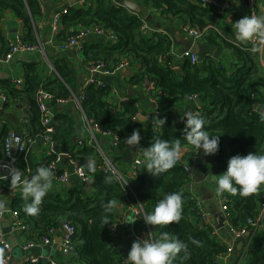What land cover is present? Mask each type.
<instances>
[{
    "label": "trees",
    "instance_id": "1",
    "mask_svg": "<svg viewBox=\"0 0 264 264\" xmlns=\"http://www.w3.org/2000/svg\"><path fill=\"white\" fill-rule=\"evenodd\" d=\"M62 3L64 0H51ZM97 6L75 8L69 10L63 17L60 31L57 35L61 44L85 27L99 26L115 36L109 40L105 36L106 45H95L86 53L84 65L96 60H104L108 67L116 68L123 58L131 61V66L138 68L132 77L134 84H153V98L169 101L203 99L205 106L200 116L206 121L205 129L210 135L220 136L219 151L216 153V164L211 171L215 178L227 170L229 159L237 154H264V116L255 108V103L264 106V72L260 62V53L253 52L255 44H238L226 32L217 30L222 18L214 7L204 8L190 0H136L143 10L156 13L157 27H168L175 19L181 21L183 28L189 24L203 32V36L193 39L201 42L205 49H220L222 56L214 58L207 53L196 54V62L191 58L175 56L172 53L173 40L161 33H145L141 27L142 17L135 15L123 6H118L114 0H95ZM243 1V17L252 15L249 0ZM13 11L24 24L25 32L22 40L28 46L39 45V31L35 28L36 19L43 15V4L40 0H0V56L9 51V44L1 29V16L4 11ZM204 51V50H203ZM226 53V54H225ZM91 54V56H90ZM38 63L27 64V75L24 86L16 87L11 80H0V94H6L8 101L0 104L9 108L15 102L28 103L31 113V128L28 134L35 139L26 151L17 157L15 167L21 170L24 178L30 179L36 170L43 166L49 168L51 162L59 155L53 151L50 156L40 161L37 151L45 149L47 142L58 147L70 146L78 129V117L83 114L92 126L101 132H112L120 139L119 144L125 145V138L134 130L141 134L140 145L134 150L135 155L149 147L156 140H167L169 143L180 140L185 156L191 157L199 152L184 138L185 126L178 124L176 113H151L145 121H138L140 108L134 99L117 101L111 86L103 80V86L90 85L76 90V71L65 59L55 60L56 75L42 81L39 76ZM40 88L52 94L54 100H67L65 108L53 117L54 130L47 133L42 123L41 113L36 102ZM84 95L82 110H76L74 97ZM163 120L165 122H163ZM158 127V130L155 128ZM11 133L8 127L0 129V161L8 162L5 153L6 141ZM19 133V132H16ZM49 136L50 140H46ZM140 148V149H139ZM137 150V151H136ZM69 152L73 160L83 161L85 157L100 158L98 150L93 146H70ZM202 153V150H201ZM184 156V157H185ZM60 168V167H59ZM60 170L63 172L60 168ZM84 170L92 179L91 191L80 189H63L59 185L50 188L40 205L37 215H29L24 206L22 196H16L10 210H17L27 225L23 235L31 242L39 241L51 227L61 229V225L70 223L76 228L73 238L74 246L65 256L71 264H128L127 254L121 238L112 233L111 227L117 222L116 204L127 200L134 207L143 208L144 214L154 210L158 201L168 193L183 194V212L179 222L164 226H152L144 222L143 216L134 223V231L138 236L143 234L158 238L161 232H167L172 238L179 239L187 245L188 252L183 251L174 259L173 264H218L217 258L227 251L218 240L213 226L203 224L197 215L196 202L191 194L185 191V185L190 180V172L183 164H178L159 176H154L145 170L144 164L138 167L136 175L127 181L129 187L113 178L106 181L110 175L97 168L90 171L87 164ZM3 189H11L10 181H3ZM263 185L257 192L247 197L238 193H225V205L229 215V224L236 230L249 229L248 221L257 220L260 214L259 195ZM114 202L110 213L104 206ZM110 219L105 224L104 217ZM4 249L0 245V258ZM239 264H264V238L248 244L247 250L239 259ZM34 264V263H27ZM36 264H48L41 261Z\"/></svg>",
    "mask_w": 264,
    "mask_h": 264
},
{
    "label": "crops",
    "instance_id": "2",
    "mask_svg": "<svg viewBox=\"0 0 264 264\" xmlns=\"http://www.w3.org/2000/svg\"><path fill=\"white\" fill-rule=\"evenodd\" d=\"M43 4V15L36 19L35 28L38 34H40L39 45L34 46L33 49H22L16 52L9 62H0V80H11L15 82L16 80H22L23 84L27 75V64L38 63L39 65V76L42 81L48 78H52L56 75L55 67L53 62L59 59H65L70 64L71 67L76 71L77 77L75 80V88L81 91L84 87L85 80L90 77V74L85 68L84 60L87 58L86 53L90 51L95 45H106L104 38L100 36H90L85 40L80 41L76 46L69 48L67 50L62 49V42L60 37L53 31V18L55 14L66 10H71L75 8H89L96 7L97 3L95 0H64L62 3H53L51 0L42 1ZM115 3V2H114ZM215 11L222 17L219 20V27L217 30L226 32L228 35L232 36L238 44H249L242 43L235 38V29L233 27V22L238 21L243 18V1L241 0H214ZM116 4V3H115ZM252 14L264 16V0H249ZM117 5V4H116ZM131 12V11H130ZM133 13V12H132ZM135 14V13H133ZM142 17L143 25L141 29L147 33H156V31L163 30L167 32V35L172 38V54L179 56L180 53L190 49L191 43H193L192 38L186 33L182 32V24L179 20H174L170 22L168 27H157L152 25L156 24V18L162 19L152 11H146L145 9L140 14H135ZM147 26L148 29L144 30L143 27ZM1 29L4 38L8 41L16 42L18 36H22L25 32L23 21L10 10L4 11L1 16ZM199 44L206 45L205 43L199 42ZM205 49L203 48V53L207 55H214L216 50L211 49L210 45L207 44ZM260 62L262 70L264 72V50L260 51ZM226 54V53H225ZM200 55V54H197ZM222 51L219 56H222ZM91 56V54H90ZM138 68L129 66L127 69H122L120 71L114 72L110 76L95 75L97 79L105 80L112 89V93L115 95L117 101H124L127 99H134L137 106L140 108V117H144L147 120L151 113H176L177 118H179L178 124L181 116L185 112H192L194 114H201L204 109L205 103L203 99L197 97L193 100L184 101H169L162 98H153L147 93L145 87L140 84H134L131 80L132 77L137 74ZM22 85L21 87H23ZM20 87V88H21ZM81 96L75 98H80ZM199 99V101L197 100ZM56 101V104H54ZM74 102V101H73ZM71 102H60L59 100H52L50 103V113L52 117L56 115L60 110L65 108ZM29 104L26 102H15L11 104L9 108H3L0 104V120L3 122L4 127H8L14 132L28 133V129L31 128V113L29 109ZM256 108V107H255ZM78 110L77 106L75 107ZM257 109V108H256ZM258 110V109H257ZM78 129L70 146H76L79 141H83L86 145L95 146L98 152L102 155H106L118 168L121 174L129 181L132 180V164L135 157L134 151H128V146L123 144H116L113 137L105 136L98 133H94L92 124L85 120L83 114H80L77 120ZM181 123V121H180ZM185 126V125H184ZM45 149L42 153L37 151V156L40 161L50 156L53 151L59 153L58 161L59 167L66 171L68 174V182L61 183L56 179H53L51 188L55 186H61L63 189H80L86 191V186L88 185L85 181L78 176L75 171V167L72 162L71 154L69 152L70 146L58 147L56 150L52 142H47ZM57 147V146H56ZM197 161L194 160L190 155L185 156V162L189 165L190 180L185 185V191L189 192L192 198L196 202V206L209 217V224L213 226L216 230L218 225V214L222 213L224 218L225 215L222 210V203L220 195L216 194L214 189L216 187L217 178L214 177L211 171L213 165L216 164V154L210 156H203ZM89 160L95 159V157H89ZM96 160V159H95ZM188 171V170H187ZM104 173V172H103ZM105 174V173H104ZM92 189V184H91ZM91 189L89 191H91ZM88 191V192H89ZM264 191V185H263ZM16 196H22L20 188L15 190L9 189L3 193V201L5 202V207H11L12 200ZM134 205L130 204L127 200H122L116 204V227L117 233L121 238V244L124 249H131L132 243L140 239V237L134 231V223L125 222L124 220L132 217L135 221L139 218L135 215L133 211ZM260 208V206H259ZM10 210V209H9ZM7 210V211H9ZM10 223L9 215L6 217ZM6 224V222L4 223ZM5 228V225H4ZM216 236L218 240L226 248L228 246H233L234 252L228 256V254L220 255L217 258L218 264H239V259L244 252L247 250L248 244L252 243L254 240H260L264 238V218L261 224L252 230V236L249 237L243 246V251L240 255L235 250L239 246L240 240L236 237L230 230V225L223 227L220 230H216ZM23 235V234H22ZM146 235V234H143ZM18 241V246L21 248L23 255L21 258V264H27L28 259L37 258L45 259L48 258L56 260L59 264H71L62 254V233L58 232L55 236L54 243L52 245H40L37 242H31L26 236H21V234H15ZM148 238H152L151 235H147ZM243 236V235H242ZM241 236V237H242ZM33 244L30 248H24V245ZM13 256V254H12ZM33 263V262H30Z\"/></svg>",
    "mask_w": 264,
    "mask_h": 264
},
{
    "label": "clouds",
    "instance_id": "3",
    "mask_svg": "<svg viewBox=\"0 0 264 264\" xmlns=\"http://www.w3.org/2000/svg\"><path fill=\"white\" fill-rule=\"evenodd\" d=\"M235 38L242 43H255L253 52L264 50V16L247 15L238 21L233 22ZM181 119L185 121L184 138L187 142L195 146L203 156L214 155L219 151L220 136L210 135L205 129L206 121L199 114L185 112ZM143 121L144 117L137 119ZM163 122H165L163 120ZM142 137L139 129L125 138L128 151H134L140 145ZM140 149V148H139ZM137 151V150H136ZM183 155L182 145L179 139L173 143L167 140H156L143 151L145 170L159 176L172 169ZM110 165V162L106 161ZM10 172V186L12 190L20 188L21 195L25 201L24 211L29 215H37L43 198L50 190L54 178V173L47 167H39L30 179L23 178L22 172L16 167L8 166ZM87 168L95 171V160H89ZM115 177L122 179L113 169V176L106 177V181L111 183ZM3 177H0L2 179ZM8 178V177H7ZM129 181H125L127 184ZM264 185V154L249 152L248 154H237L228 161V167L216 181L215 193L239 194L242 197L250 196ZM5 206L4 201H0V209ZM114 207V202H108L104 206L106 213H110ZM183 212V194L181 192H171L163 196L156 204L153 211L143 215L146 224L152 226H164L172 222H179ZM105 224L110 219L104 217ZM125 222L133 223L135 219L129 217ZM187 254V245L172 238L167 232H161L158 238H140L132 243L127 254L128 264H173L174 259L181 253Z\"/></svg>",
    "mask_w": 264,
    "mask_h": 264
},
{
    "label": "built area",
    "instance_id": "4",
    "mask_svg": "<svg viewBox=\"0 0 264 264\" xmlns=\"http://www.w3.org/2000/svg\"><path fill=\"white\" fill-rule=\"evenodd\" d=\"M190 1L194 4L202 6L204 8L214 7V5H215L214 0H190ZM68 12H69V10L64 9L63 11L55 14V16L53 18V31L55 33L60 31L62 19L64 16H66L68 14ZM143 29L146 30V29H148V27L144 26ZM183 31L186 32L191 38H193L195 40L203 36V32H201L198 28L191 27L189 24H187L183 28ZM156 32L161 33L162 35H167V32H165L163 30H159ZM90 36H105V38H107L109 40H115V36L111 32L106 31L104 28H101L99 26H90V27L82 28L81 30L77 31L76 34L72 35L68 39V41H66L65 43L62 44V49L67 50L69 48H72V47L76 46L80 41L85 40ZM249 43L255 44L252 42H249ZM8 44H9V51L6 54H4L3 56H0V62H2V63L9 62L10 60H12L14 54L16 52H18L19 50L33 49L34 48V46H28L27 44H25L22 40L21 35L17 37L16 42L8 41ZM182 55L191 58L193 63L196 62L198 59L196 57V53H193L190 49L184 51L182 53ZM129 66L131 67V61L128 58H123L122 61L119 63V65L115 69L112 67H108L107 63L104 60L92 61L87 66V71L90 74V77H88L85 80L84 87H88L90 85L103 86V80L97 79L95 77V75L98 74V75L105 76V77L110 76L114 72L120 71L122 69H127ZM14 83H15L16 87H18V88H20L23 85L22 80H16ZM144 87H145V90L147 91V93L149 95L155 91L153 84H145ZM84 97L85 96L82 95L80 98L74 99V104L77 106V108L79 110H82V102L84 100ZM8 100L9 99H8L6 94H0V102L1 103H5ZM52 100H54V99H53V96L51 93L46 91L44 88H40L38 90L37 95H36V102H37L38 108H39L40 113H41L42 123L44 126H46L47 133H50L54 130L53 117H52V114L50 113V103ZM59 101L60 102H68L67 100H59ZM85 120H87V122H89V120L86 117H85ZM180 121H181V123H180ZM180 121H179L180 126L185 125L184 120H180ZM2 126H3V122L0 120V129L2 128ZM93 129H94V133H98V134L105 135V136H111V137H113L116 144L120 143V141H119L120 139L118 138V136L116 134H114L112 132H101L99 130V128L96 126H93ZM155 129L158 130V127H156ZM46 140H50L49 136L46 137ZM33 143H35V139L32 138L31 136H29L28 133H16V132H14V133H11L9 135V137L7 138L5 153L8 156L9 161L8 162L0 161V177H3L2 179H0V201H3V193H4L2 183L5 180L10 181V172H9L8 166L15 167V162L17 160V157L26 151L29 144L31 145ZM79 145L84 146L86 144L83 141H79ZM90 146H92V145H90ZM93 147H95V146H93ZM200 153L193 156L195 161H197L201 158ZM184 156H185V152L183 151V155L177 161V163L183 164L185 169L189 171V165L185 162ZM59 159H60L59 157L54 159L51 162V164L49 165V169L54 173L53 179H56L61 183H67L68 182V174L66 171L62 172L60 170L59 165H58ZM88 161H89V159L87 157H85L83 161H78V160L72 159L73 165L75 167V171L78 174V176H80L85 181V183H87L88 185L89 184L91 185L92 179L88 174H86V172L84 170V165L87 164ZM106 161L110 162L111 166H109V164H106ZM142 164H144L143 154L138 153L135 155V157L133 159V164H132V169H131L132 170V178L135 177L138 167L141 166ZM96 166L98 169H100L105 174L110 175V176H113V169H115V171L119 174V176L122 177V179H120L118 181L126 184L125 181H127V179L125 178V176L120 173V171L118 170L116 165L106 155L100 154V158L96 161ZM23 178L24 177L22 175V179ZM113 178H115V177H113ZM126 185L131 190V187L129 186V184L127 183ZM220 199H221L222 210H223V213L225 215V219L227 220L228 225H230L227 206L225 205L226 200H227V196L225 195V193L223 195H220ZM259 199H260V214H259L257 220L248 221V224H250L249 229L236 230L230 226L231 232L236 237H241L246 232H252L253 229H255L256 227H258L261 224V222L264 218V191H262L261 194L259 195ZM196 209H197V215L199 216V219H200V227H202L203 224H209V222H208L209 217L205 213H203L197 206H196ZM133 211H134L135 215L139 218L142 217L143 215H145L143 208L134 207ZM8 215L10 217V223H11L10 227H11V230L14 234H21V236H23L22 235L23 232L26 231V229H27V225L25 223V220L20 217V214L17 210L7 211L5 209V206L3 209H0V245L4 249V256H2L0 258V264H9L13 258V256H12L13 247L11 246V243L7 239V235H6L5 230H4L5 219ZM116 225L117 224L115 223V225L111 227V231L114 234H117ZM216 230H214L215 233H217ZM58 232L62 233V242H63L62 254L64 256H66V255H68V253L70 252V250L74 246L73 238H74L75 233H76V228L70 223H65V224L61 225V229L60 228L58 229L56 227L49 228L48 231L45 233V235H43V237L40 239V241L38 243L40 245H52L54 243L55 236ZM147 235L148 234L146 233V235H142L139 237L140 238H143V237L148 238ZM32 246H33V244L29 243V245H24V248H30ZM233 252H234L233 246H228L227 251L223 254H228V256H230ZM223 254H221V255H223ZM41 261H44L48 264H59L56 260L50 259V258H48L47 260L37 259V258H31V259L27 260V262H33L34 264L39 263Z\"/></svg>",
    "mask_w": 264,
    "mask_h": 264
},
{
    "label": "water",
    "instance_id": "5",
    "mask_svg": "<svg viewBox=\"0 0 264 264\" xmlns=\"http://www.w3.org/2000/svg\"><path fill=\"white\" fill-rule=\"evenodd\" d=\"M42 1L45 2L47 0H42ZM114 2L118 6H123L135 14H140L143 11V7L136 0H114ZM190 50L193 53L200 54L203 52V47L201 44H199L197 42H193V43H191ZM220 52H221V50L217 49L216 52L214 53L213 57L217 58L218 55L220 54ZM197 100L199 101V99H197ZM54 104H56V101H54ZM255 107L264 116V106H262L261 103H255ZM54 149L56 150L57 147L55 146ZM90 189H91V185L89 184L86 186V191H89ZM5 209L9 210L10 208L5 207ZM218 219L219 220H218V225L216 226V229L220 230L227 225V220L224 218L222 213L218 214ZM8 221H9L8 219H5L6 224H4L5 225L4 230H5V233L7 235V239L9 240V242L11 243V246L13 247V251H12L13 258L9 264H21V258H22L23 252H22L21 248L18 246V241L16 239L15 234L12 232ZM251 236H252L251 232H246L242 237L238 238V240H240V244L238 247L235 248V250H237L239 255H240L241 251H243L244 242Z\"/></svg>",
    "mask_w": 264,
    "mask_h": 264
}]
</instances>
